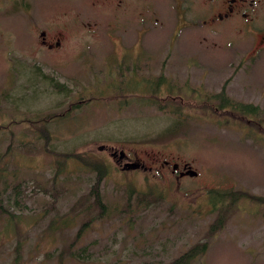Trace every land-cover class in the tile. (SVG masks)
Listing matches in <instances>:
<instances>
[{
	"label": "rangeland",
	"instance_id": "obj_1",
	"mask_svg": "<svg viewBox=\"0 0 264 264\" xmlns=\"http://www.w3.org/2000/svg\"><path fill=\"white\" fill-rule=\"evenodd\" d=\"M207 1L0 0V170L22 216L14 229L0 217V264H14L18 242V264H171L203 244L190 264H264V46L203 24ZM84 101L48 127L47 147L26 124ZM120 152L139 167L124 171ZM79 158L106 168L108 216L51 234L94 179ZM130 190L151 196L124 212ZM83 248L88 261L65 252Z\"/></svg>",
	"mask_w": 264,
	"mask_h": 264
},
{
	"label": "trees",
	"instance_id": "obj_2",
	"mask_svg": "<svg viewBox=\"0 0 264 264\" xmlns=\"http://www.w3.org/2000/svg\"><path fill=\"white\" fill-rule=\"evenodd\" d=\"M122 72V69H121ZM34 75H38L40 74V71L38 68H36V71L33 72ZM122 74V73H121ZM135 74V73H133ZM136 75V74H135ZM41 78L43 79L42 81H46L50 87H52L57 94H63L64 97L66 98H71V94L73 92H71V90H68L67 87L64 84H61L59 82H57L56 80H54L52 77L46 76L45 74H41ZM41 80V79H40ZM163 79H160L159 81H161ZM139 82H142V80H138ZM161 83L163 84L164 82L161 81ZM160 83V85H161ZM137 83L135 82V85ZM159 85V86H160ZM146 86V85H145ZM95 91L96 90H101L100 87H97V81L94 85ZM83 92L82 95L84 93H86L87 91H91V90H87L86 89H82ZM82 95H80V97H82ZM87 99V98H86ZM80 103H83L82 105L85 104L84 102H76L70 105V107L67 108V110L61 112L60 115L56 114L55 112H52L51 114H48L46 116H33V117H29V118H40L39 121L34 122V123H26L33 128V130L38 131L40 134H42L43 138L45 139L44 144L45 147H47V142L49 139L48 136V127L51 126L53 123L57 122L58 119L61 118V116L65 115L67 112H70L72 110V107L77 108L79 107ZM256 108L251 107V106H244L242 109H240V113L245 114H254V112H256ZM28 118V117H26ZM25 119V118H24ZM52 121V122H50ZM21 124V123H20ZM38 125V126H37ZM3 128H0V130ZM51 153H54L53 151L50 150ZM57 156L62 159H64V163L71 157L77 160V158H75V156H72L69 153H56ZM78 161V160H77ZM88 160H85L83 158H79V162L80 164H83L85 166H87V168H89L90 170H92L94 172V179L92 181V184L89 188V191L81 196L80 198H78L74 204L72 205V208L69 210L70 213L67 214H63V215H57V216H53L50 219L49 222V230L52 231L51 234L54 233L53 230L56 231H60V230H65L66 228H69V226L74 223L76 221V219L78 218V216L80 214L85 215V216H92L93 218H88L87 221H85V223L82 225V229H84V227H88V225H90L91 222H93L94 220H101L103 219L105 216H108V208L107 205H105V203L103 202L102 199V195H101V186L103 183V178L105 176L106 173V168L100 164V163H90L87 162ZM59 160L57 161V173L55 175H53L52 178V185H53V193H52V198L55 196V199L53 198L52 202L49 204L48 211L51 213H56V201H57V197L60 194V191H58L56 189L57 186V177H58V173L61 171V164H59ZM63 163V162H62ZM63 165V164H62ZM64 169L65 165H63ZM5 170H0V217H3L7 220L8 224L7 226L10 229H14V223L17 224V220L20 218V221L22 222V216L17 215L15 213V211H11L10 209H12L11 207V202H10V194L8 193V191L5 192L6 186H7V181L5 178ZM17 188V186H15L12 189ZM233 193V192H231ZM19 195V193H17V196ZM135 195V198L133 199V196ZM230 195V196H229ZM228 192L222 193L219 195L218 199L214 202H212L213 205H217L218 203H222L223 198L224 197H230L232 200V195L233 194H229ZM145 196H151V194L149 193H135L133 190L128 191V195L126 198V206L124 208V212L126 211H132L133 209H135L136 207H132V204L135 203V206L139 205V204H143V203H148L149 201H146L144 198ZM133 200L135 202H133ZM155 201V200H154ZM14 204H17L16 199L14 200ZM78 210V211H77ZM73 215H70V214ZM121 211H118V215L120 216ZM70 215V216H69ZM95 217V218H94ZM221 217V216H220ZM211 226L212 230H216L219 227H221V224L223 223L222 218H220ZM42 219V218H41ZM211 232V231H210ZM21 236V235H20ZM204 248H205V244L203 245H196L192 248H190L187 252H184L182 255H180L177 259H175L171 264H190V262H192L196 257H198L199 255H201L204 252ZM21 249H22V244L21 242H18L16 247H15V257H14V264H18L19 260H20V253H21ZM86 249H82V250H78L76 252H71V251H65L68 253V255L74 259L80 260V261H88L91 258V254L88 252H84ZM62 252H60V254L58 255L61 256Z\"/></svg>",
	"mask_w": 264,
	"mask_h": 264
},
{
	"label": "flooded vegetation",
	"instance_id": "obj_3",
	"mask_svg": "<svg viewBox=\"0 0 264 264\" xmlns=\"http://www.w3.org/2000/svg\"><path fill=\"white\" fill-rule=\"evenodd\" d=\"M207 2L210 6L209 17L202 21L203 24L216 32L231 29L240 35L251 36L258 44V48L264 46V0H208ZM42 42L45 43V40ZM58 44L59 41H56L55 45ZM111 156L115 157L116 153L112 152ZM126 158L125 154L122 159L118 156L117 162L122 164L127 160ZM125 164L132 163H123L122 169ZM136 165L138 168L139 165ZM177 171L178 168L175 172Z\"/></svg>",
	"mask_w": 264,
	"mask_h": 264
},
{
	"label": "water",
	"instance_id": "obj_4",
	"mask_svg": "<svg viewBox=\"0 0 264 264\" xmlns=\"http://www.w3.org/2000/svg\"><path fill=\"white\" fill-rule=\"evenodd\" d=\"M41 35L42 36H44V32H41ZM100 149H102V148H100ZM124 156V153L123 152H120L119 153V159H122V157ZM188 166H184V170H186L185 172H183V173H180V176H183V175H188V176H191V177H193V176H195L196 175V173L194 172V171H192L191 169H190V167H188ZM137 168V165L136 164H125L124 166H123V169H136ZM177 168H178V165H173L172 166V169H173V171H175V170H177Z\"/></svg>",
	"mask_w": 264,
	"mask_h": 264
}]
</instances>
